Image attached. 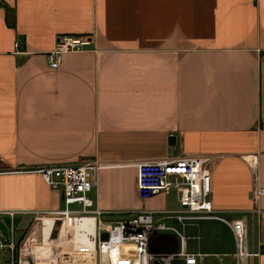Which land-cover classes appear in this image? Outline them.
Listing matches in <instances>:
<instances>
[{
    "label": "crops",
    "instance_id": "0c3cea01",
    "mask_svg": "<svg viewBox=\"0 0 264 264\" xmlns=\"http://www.w3.org/2000/svg\"><path fill=\"white\" fill-rule=\"evenodd\" d=\"M60 35L91 45L50 69L45 54ZM198 155L214 157L220 219L168 220L179 236L153 233L148 252L236 264L221 219L251 209L255 183L264 189V0H0V211L18 213V231L30 225L28 243L40 232L41 254L51 255L52 228L44 242L27 213L57 211L61 195L33 169L100 162L91 197L116 221L177 207L175 193L138 197L137 163ZM258 207L246 218L247 252L264 264V196ZM94 240L91 219L56 238L75 248Z\"/></svg>",
    "mask_w": 264,
    "mask_h": 264
},
{
    "label": "built area",
    "instance_id": "2783aa9c",
    "mask_svg": "<svg viewBox=\"0 0 264 264\" xmlns=\"http://www.w3.org/2000/svg\"><path fill=\"white\" fill-rule=\"evenodd\" d=\"M91 45L88 35L56 37L55 47L45 54L50 69H57L67 54L87 51ZM19 47V43L16 44ZM214 160L210 155L184 156L177 159L143 161L135 165L137 169L136 190L140 199L157 195H176L177 207L171 210H140L126 214L120 220L113 221L115 213L98 209L91 193L96 185V172L102 167L98 161H89L71 165L46 166L33 169L43 182L61 195V208L50 213H38L34 217L43 229V219H52V231L58 223V232L63 228H74L79 219H91L94 223L95 242L88 247L79 241L74 250L100 254V264H167L176 257L184 259L185 264H195L196 257L186 254L183 249L176 254L151 255L148 252L149 239L153 233L169 232L179 236L177 230L167 225L168 220L188 221L192 219H220L213 209L211 196V177L209 164ZM256 156L253 157V163ZM264 196V189L253 185L250 192L251 209L239 213L237 219L225 222L231 229L236 245V264H253L251 259L258 256L247 252L248 215H261L258 207ZM232 214V212H227ZM15 211H0V264H29V255L33 261L40 255L38 248L25 250L27 239L19 242L15 225ZM8 220V222L6 221ZM107 234L102 240L101 235ZM74 236V235H73ZM183 244V238L180 237ZM93 243V242H92ZM85 244V245H84ZM106 254V258L105 255Z\"/></svg>",
    "mask_w": 264,
    "mask_h": 264
},
{
    "label": "rangeland",
    "instance_id": "374dc122",
    "mask_svg": "<svg viewBox=\"0 0 264 264\" xmlns=\"http://www.w3.org/2000/svg\"><path fill=\"white\" fill-rule=\"evenodd\" d=\"M30 214L29 219H33L34 217L38 214V212H31V213H27ZM42 214V213H40ZM43 215V214H42ZM48 220H51L48 222ZM43 241L47 242L49 240H53L54 244L51 246V255L46 256L44 254L40 253V249L43 247L41 245V236H40V232L38 233L37 236H34V238H32L27 247L25 248V250H32V248L37 247L38 248V253L40 255H38V258L31 261L30 260V256L27 255L25 256V259H29V264H100L101 260H100V254L99 251L96 249V252H92V253H85L82 251H77L74 250L73 247L71 245H68L67 247H61L60 245L57 244L56 242V238L58 236V226L59 224L57 223L56 226L54 227V230L52 232L51 235V239L48 238L49 232L51 230L52 227V219H48L45 218V222H43ZM17 224V223H16ZM0 228L2 229L3 232H6L5 227H3L2 225H0ZM30 225L25 226L24 229H21L18 231V237H19V242L23 241L25 239H29V235H28V231H29ZM65 228V227H64ZM69 232L67 233V237L70 234V230H68ZM40 236V237H39ZM80 236V235H79ZM4 254H2L0 256V258L3 256Z\"/></svg>",
    "mask_w": 264,
    "mask_h": 264
},
{
    "label": "trees",
    "instance_id": "16d2710c",
    "mask_svg": "<svg viewBox=\"0 0 264 264\" xmlns=\"http://www.w3.org/2000/svg\"><path fill=\"white\" fill-rule=\"evenodd\" d=\"M6 22H7V25L9 27H13L14 26V17L12 15V11H10V10L6 11Z\"/></svg>",
    "mask_w": 264,
    "mask_h": 264
},
{
    "label": "water",
    "instance_id": "95a60500",
    "mask_svg": "<svg viewBox=\"0 0 264 264\" xmlns=\"http://www.w3.org/2000/svg\"><path fill=\"white\" fill-rule=\"evenodd\" d=\"M174 143H175V138H174V137H169V139H168V144H169V146H173ZM101 239H102V240H106V239H107V234H106V233H103V234L101 235ZM154 264H158V263L155 262Z\"/></svg>",
    "mask_w": 264,
    "mask_h": 264
},
{
    "label": "bare ground",
    "instance_id": "6f19581e",
    "mask_svg": "<svg viewBox=\"0 0 264 264\" xmlns=\"http://www.w3.org/2000/svg\"><path fill=\"white\" fill-rule=\"evenodd\" d=\"M104 256H105V258H106V254H105Z\"/></svg>",
    "mask_w": 264,
    "mask_h": 264
}]
</instances>
